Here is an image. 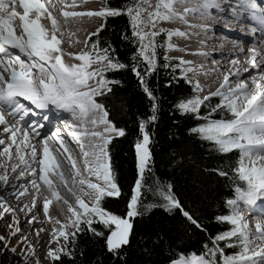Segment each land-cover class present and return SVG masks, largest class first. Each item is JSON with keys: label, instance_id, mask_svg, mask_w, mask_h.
<instances>
[{"label": "snow or ice", "instance_id": "snow-or-ice-1", "mask_svg": "<svg viewBox=\"0 0 264 264\" xmlns=\"http://www.w3.org/2000/svg\"><path fill=\"white\" fill-rule=\"evenodd\" d=\"M81 2L50 0L49 7L44 0H0V187L11 186L9 195L18 201L13 207L0 196V218L11 215L7 234H0V253L15 254L23 245L18 264H41L19 216L39 237L45 231L35 228L42 209L52 224L45 256L51 264H84L92 245L96 258L89 264H128L139 224L160 208L169 215L179 213L187 232L205 234L199 252L177 251L169 264H264V0H124L116 6L106 0L97 9L66 10ZM121 16L126 27L118 33L119 43L102 37L109 18ZM97 18L101 22L85 34L84 46L66 52L64 43H74L69 20ZM177 21L186 29L164 26ZM245 21L252 25L246 31ZM237 26L242 36L251 38V46L245 48L240 39L230 40L227 51H222L227 47L223 43L211 45L220 39L216 32L231 34ZM193 36L200 45L194 54L211 60L212 71H222L212 59L214 53L229 65L215 90L206 93L199 80L188 75L204 65L169 54L179 47L173 37ZM161 70L166 73L163 87L178 85L181 79L190 85L169 109L191 123L185 125L187 134L207 143L209 153L231 157L238 152L226 167L209 169L232 185L223 201L226 209L212 217L228 225L219 231H211L175 195L170 182L155 176L153 149L165 103ZM121 72L135 77L147 101L145 110L135 114V178L128 194L118 182L111 145L129 130L111 115L108 103L123 83ZM60 188L73 199L61 195ZM148 194L152 200L145 202ZM53 199L66 211L63 220L50 213ZM241 205L255 207L262 217L254 228ZM159 239L157 235L152 243Z\"/></svg>", "mask_w": 264, "mask_h": 264}, {"label": "trees", "instance_id": "trees-1", "mask_svg": "<svg viewBox=\"0 0 264 264\" xmlns=\"http://www.w3.org/2000/svg\"><path fill=\"white\" fill-rule=\"evenodd\" d=\"M113 6L122 4L124 0H110ZM126 27V17L109 18L108 30L102 32V37H111L114 43H119L118 33ZM115 28V31H113ZM127 55L121 51V56ZM166 73H159L160 93L165 98L160 122L157 125V144L153 149L155 160V176L161 181L170 182L173 192L186 205L200 215L206 226L213 232L228 225L217 224L212 221L215 214L226 209L223 203L232 185L224 177L217 176L209 169L221 165L227 166L238 156L222 157L217 153H209V145L191 137L185 130V125L191 126L187 120L169 111L171 102L184 93L190 91V85L181 79L178 85L165 88ZM119 77L123 83L116 87L114 97L108 103L112 106L111 115L120 126H126L129 134L126 137L115 138L111 151L118 171V182L124 194L135 178L134 151L132 142L136 133L135 114L145 110L147 101L143 97L135 77L131 73L121 72ZM155 82L156 76L152 77ZM173 121H176L174 123ZM152 200L148 194L145 202ZM112 207L122 205L112 204ZM157 235L161 239L152 243ZM204 233L187 232L183 218L176 213L169 215L163 209H153L139 224L138 236L133 240V247L129 252L128 264H167L176 258L177 251L199 252ZM144 239L148 240L145 244ZM234 249H228L229 252ZM19 254L0 253V264H18ZM96 258L95 246L89 247L85 253L84 264H89Z\"/></svg>", "mask_w": 264, "mask_h": 264}, {"label": "bare ground", "instance_id": "bare-ground-1", "mask_svg": "<svg viewBox=\"0 0 264 264\" xmlns=\"http://www.w3.org/2000/svg\"><path fill=\"white\" fill-rule=\"evenodd\" d=\"M104 1L105 0H82L81 4L77 8L66 9V10L80 11L83 9H97L101 6V3H103ZM44 2H45V4L49 5V7L51 6L50 0H44ZM71 2H72V0H65L66 4H71ZM53 12H54V15H56L55 10H53ZM57 18L60 19L59 16H57ZM189 19L192 20L194 23L199 22V20H200L199 17H192V16H190ZM96 20L97 19H82V20L81 19H70L69 20V25L67 27L73 32L74 43L72 45H69L67 42L64 43L63 47H64L66 52L78 51L80 48H82L84 46L83 41L85 38V34L92 30V28L96 24ZM42 22L45 24L49 23L46 19L42 20ZM173 24L177 25L176 27H179L181 29H186V27H187L186 25H184L183 23H180V22H175ZM237 28H239V27L237 26ZM193 31H195V30H193ZM229 35L231 36L230 40L241 38L244 41V43H248L249 45H251L250 37L247 38V37L242 36L240 30H238V29H236V31L232 32ZM67 39H68V37L66 35L65 41H67ZM77 39L80 41V43H75V40H77ZM180 40L181 41L179 44V49L187 47L188 51H184L183 53H181L179 55V57L182 56L185 60L193 61L197 65H199V64L204 65V69H202L199 73H194V75H196L195 79H198L199 82L204 86V93L207 91H210V90H215V88L219 85V83L223 77V71L229 70V65L227 63H225V60L223 61L222 65L218 62V64L222 67V71L219 73L212 71L211 70L212 69L211 60L208 61L205 57L194 54L196 49L198 47H200V45L198 44V38L196 36L191 37V39L182 38ZM218 42L219 41H212L211 44H213V43L217 44ZM225 45L227 47L223 51H227V49L229 47H231V45L229 44V41ZM243 46L245 48H247V46L245 44H243ZM241 59H243V57H241ZM205 72H207V74H205ZM5 115L7 116V118L9 120L12 119V117L9 116L7 114V112L5 113ZM46 131H47V129H46ZM64 173H65V171H64ZM24 183H26V178L20 180V184H24ZM3 190L4 191H3L2 196L5 198V200L8 201L9 204H11L13 207H15L18 204V201L9 195V193H11L13 191V188L11 186H9L7 188V190H5V189H3ZM59 191H60L61 195H65L70 200L73 199V197L70 196L69 194H67L63 188H60ZM42 192H43V195H45V196L49 195V192H48L46 187H44L42 189ZM49 210H50L51 215L53 217L58 218V219L63 220L66 216V211H62V205L57 203L55 201V199H53L52 203L49 205ZM19 219H20V222L21 221L25 222V218L22 214L19 216ZM39 221L40 222H38V223H41L43 221H48L44 217L42 209L40 212ZM48 222L51 223L50 221H48ZM25 224H26V222H25ZM50 226L52 227V224H50ZM42 235H44V234H42ZM43 238H41L39 243H41L43 241ZM53 247H55V242H53Z\"/></svg>", "mask_w": 264, "mask_h": 264}, {"label": "rangeland", "instance_id": "rangeland-1", "mask_svg": "<svg viewBox=\"0 0 264 264\" xmlns=\"http://www.w3.org/2000/svg\"><path fill=\"white\" fill-rule=\"evenodd\" d=\"M106 2V0L101 3V6ZM101 21L97 18L96 20V24L95 26L92 28V31L95 30V28L98 26V24L100 23ZM165 27H176L177 25L171 23V24H165L164 25ZM180 37H173L172 40L174 43H176L178 46L180 44ZM184 51L180 50L179 47L177 49H174L172 51H170V55L174 56V57H179V55L181 53H183ZM194 73L191 72V77H193ZM190 77V75H189ZM190 77V78H191ZM206 93V92H205ZM3 188L0 187V196L3 195ZM11 221V215L10 214H6L5 217L3 218H0V234H7L8 232V228H7V225L9 224V222ZM43 223V224H42ZM51 223H49L48 221H43L41 223H37L35 225V228H44L45 231L41 232L40 233V237H37L33 234V229H30V226L24 221H21L20 222V228L21 230L28 235L29 239L33 242V244H35V247H36V254L37 256L40 258L41 260V264H51V261L49 259H45V256H46V251H47V246H48V241L50 239V234H51V226H50ZM49 232V233H48ZM44 234V235H42ZM46 234V235H45ZM49 234V235H48ZM44 237V238H43ZM37 238V239H36ZM41 238H43V241L41 243L40 240ZM19 240V236H17L16 238H14L11 243L13 245H16L17 244V241ZM53 246V244H52ZM23 247V245L21 246ZM21 247H17L16 248V253L20 254V251H21Z\"/></svg>", "mask_w": 264, "mask_h": 264}]
</instances>
